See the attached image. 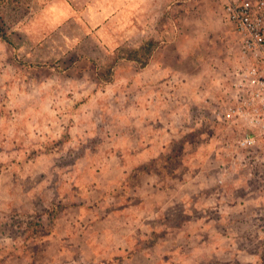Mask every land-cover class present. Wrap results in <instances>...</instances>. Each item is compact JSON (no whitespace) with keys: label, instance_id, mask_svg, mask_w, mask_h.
<instances>
[{"label":"rangeland","instance_id":"374dc122","mask_svg":"<svg viewBox=\"0 0 264 264\" xmlns=\"http://www.w3.org/2000/svg\"><path fill=\"white\" fill-rule=\"evenodd\" d=\"M155 2L157 37L135 45L134 37L107 36L117 21L92 28L59 1L0 0V264L95 263L92 247L103 249L102 234L87 227L93 246L77 248L79 224L72 221L84 222L88 206L106 211L136 198L138 175L116 177L111 154L124 121L137 129L125 134L127 146L166 143L160 157L138 166L152 172L156 187L147 203L160 207V221L191 218L189 235L206 223L199 237L221 245L210 264H264L263 183L244 168L216 179L232 133L212 113L237 55L224 0ZM133 94L152 117L133 115ZM149 95L158 102L148 111ZM178 191L186 197L171 199ZM60 207L65 217L53 229L49 211ZM87 214L88 226L99 223L93 210ZM119 225L113 227L123 234ZM158 239L153 232L141 246Z\"/></svg>","mask_w":264,"mask_h":264},{"label":"crops","instance_id":"0c3cea01","mask_svg":"<svg viewBox=\"0 0 264 264\" xmlns=\"http://www.w3.org/2000/svg\"><path fill=\"white\" fill-rule=\"evenodd\" d=\"M55 1H59L69 9L83 14L92 28L100 27L99 29L104 30L105 27L103 25H108V23L112 21H117V24L120 23L117 32L112 35H107V32H105L102 35H107L108 37H112L113 35L114 37L120 36L123 37V39L126 37H134V39H136V41H134L135 45H139L141 42L148 40L153 41L157 37L156 33L151 32L154 30L156 24L155 16L157 8L155 0H144L143 2L142 0ZM147 19L149 23L148 27L142 25ZM108 28L112 29L111 27ZM157 58L158 56L154 60H157ZM154 65L156 64L152 62L149 63L150 68H153ZM134 83L133 85H136V83L144 84V81L135 82L134 80ZM151 83L152 82L150 81L149 85H153ZM152 97V95L148 96L150 106L148 111L153 108H151V102L155 103V101H157V98L155 100ZM142 99L143 97H140L138 94L132 95V108L135 112L133 115L139 114V116L150 118L152 117V114L147 115V112L145 113V107L139 105ZM128 111H130V108ZM137 111L139 113H137ZM118 126L120 128L116 131L120 132L119 134L122 133V137L118 136L117 144L113 143L115 152H112L114 150H111V154L116 158L119 167L116 172V177L123 178V182H125L128 177L127 175H130L129 172L131 169L138 168L141 163L147 160L150 161L151 159L160 157L166 148V143H148L144 146H140L135 140L130 146H127L125 134L137 131V129L133 127L132 130H130V124H128L127 121H124L121 125L118 124ZM166 132L173 136L176 131L171 128L167 129ZM151 173V171H139L135 173V176L138 175L137 177L139 180L137 185L133 187V195L136 198L127 196V202L121 204L122 206L106 211L104 210V207L99 208L96 205L92 207L88 206L84 222L80 223V220L78 219L72 221L75 225L79 224L78 231H80V233H78L77 236L75 235L77 237V242L75 243L77 248L79 246H84L85 248L93 246L92 243H94V240L93 238L90 239L88 237L86 229L87 227H96L102 234V242L100 245H103V249L98 251L95 246L92 247L94 253L92 258H95L96 260L95 261L91 258L92 261H95V263L92 264H108L107 259L120 262L132 261V264H172L173 261L175 264H210L213 260H218L219 258L215 256L219 254L217 246L221 245L215 243L213 238L205 237L202 239L201 236L199 237V231L206 228V223L199 226V231L189 235L188 226L190 225L191 218L176 225L165 221V219H161L160 221V214L162 213L160 207L151 206L147 203V200L150 198L156 187L154 177ZM124 189L126 190L125 185ZM183 192L178 191L175 194H172L171 199H184L187 194ZM124 193L126 192L124 191ZM196 193V196L198 197L201 195L199 191ZM92 210L93 221L99 223H96L93 226H88V223L91 224L92 219L87 213ZM65 211L66 209L60 214L58 220L53 223V229H55L59 221L65 217ZM128 217L129 219H127ZM118 223H120V227L122 225L123 234H120L121 232L118 233V229L113 227V224L118 225ZM153 232H159L162 233V235L158 236L159 239L157 241L150 243V245L148 244V246L142 247L141 243L146 244V241L144 240V242H142V239ZM175 236H181V239L178 240ZM170 237H173L171 240L173 241V244L165 245ZM192 239H194V243L192 242ZM177 244L180 245L178 246ZM128 250L130 254L125 255ZM77 257L81 260L87 258L84 256L82 257V255ZM117 257L119 258L117 259ZM213 257L215 258L213 259Z\"/></svg>","mask_w":264,"mask_h":264},{"label":"built area","instance_id":"2783aa9c","mask_svg":"<svg viewBox=\"0 0 264 264\" xmlns=\"http://www.w3.org/2000/svg\"><path fill=\"white\" fill-rule=\"evenodd\" d=\"M223 14L232 26L237 55L229 84L212 116L231 130L228 160L216 179L245 169L248 179L264 186V0H224Z\"/></svg>","mask_w":264,"mask_h":264},{"label":"trees","instance_id":"16d2710c","mask_svg":"<svg viewBox=\"0 0 264 264\" xmlns=\"http://www.w3.org/2000/svg\"><path fill=\"white\" fill-rule=\"evenodd\" d=\"M137 172H139L137 167L131 169V171H130V173H137ZM140 172H141V170H140ZM53 211L50 210L49 214L51 215V218L53 219V223H54V222H56L58 220L60 214L62 213L61 212V207L58 208V210H53ZM35 224L38 226L37 227L38 230L43 229V225H45V224L41 225L40 220H36ZM155 234H156V236H161L162 235V233H159V232H155ZM35 236H38V234H35Z\"/></svg>","mask_w":264,"mask_h":264}]
</instances>
